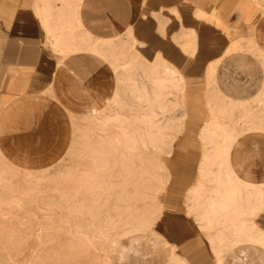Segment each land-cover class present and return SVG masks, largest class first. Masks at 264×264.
<instances>
[{
  "label": "bare ground",
  "instance_id": "obj_1",
  "mask_svg": "<svg viewBox=\"0 0 264 264\" xmlns=\"http://www.w3.org/2000/svg\"><path fill=\"white\" fill-rule=\"evenodd\" d=\"M35 1L36 12L54 50L92 52L113 73V86L105 101L98 106L75 109L73 117L70 116L73 130L81 131V139L76 145H69L67 152L81 149L90 158L83 169L84 178L72 186L73 193H68L71 199L83 187L90 195L103 190L106 202L111 197L127 202V216L120 215L121 210L115 215L109 214L103 221L101 209L94 204L88 208L90 218L76 224L77 232L84 235V242L99 249L106 264H116L113 229L134 228L138 223L152 225L164 210L159 196L166 189L169 175L165 172L163 155L171 152L183 122L178 114L170 121L163 113L167 109L176 110L182 104L185 77L165 58L154 61L143 58L136 50L132 28L121 37H94L77 16L81 0H60L57 5L52 0ZM195 13L216 22L227 34L239 29L217 13L209 14L201 9ZM176 15L181 17L179 12ZM160 23L166 27L165 21ZM181 26L177 41L187 53L194 54L195 30L188 31ZM251 30L254 32L255 28ZM238 37L233 33L224 55L243 51ZM218 64L216 60L207 66L209 117L200 130L203 153L196 180L186 197L187 213L196 218L217 255L221 256L225 247L238 241H245L248 248L264 253V228L257 221L264 212V181L243 179L230 159L231 150L242 135L264 132V77L256 94L233 96L220 86ZM255 104L260 107L253 111ZM0 154L4 155L1 149ZM8 160L14 163L13 159ZM154 167L163 169L164 177L154 173ZM4 178L2 171L0 183ZM140 178L144 183L138 186ZM145 179L152 181L149 192L144 189L148 185ZM149 196L154 203L139 208L137 200L146 201ZM107 207L108 204L105 210ZM114 207L119 208L120 204L117 202ZM257 258L252 264H264V255ZM170 264L189 262L173 249Z\"/></svg>",
  "mask_w": 264,
  "mask_h": 264
},
{
  "label": "crops",
  "instance_id": "obj_2",
  "mask_svg": "<svg viewBox=\"0 0 264 264\" xmlns=\"http://www.w3.org/2000/svg\"><path fill=\"white\" fill-rule=\"evenodd\" d=\"M167 1L81 0L77 16L94 37L116 38L133 27L134 35L139 39L138 47L147 58L154 59L157 53H161L171 63H178L183 73L186 69L189 79L195 77L196 82L200 79V72L207 75L211 61L219 60V64H224L222 61L232 53L242 55L249 52L224 55L225 48L232 41L223 30L219 33L224 34L226 41L221 35L214 40L200 41L198 29L207 19L198 18L195 10L220 15L217 10L207 11L203 0H193L196 5L192 6V15L186 13L189 5L179 10L176 4L171 6ZM35 2L0 0V147L17 164L27 166L64 155L68 148L67 135L73 133L71 110L100 105L113 86L112 71L92 52L63 53L52 48ZM52 3L57 5L60 0H52ZM170 7L174 17L169 14ZM263 16L264 12L255 0H234L226 11L227 21L242 27L245 35L252 33L250 25L255 26L254 32L264 47V35L259 31ZM164 20L168 21L165 28L160 23ZM182 24L188 31L195 30L197 47L194 54L187 53L177 41ZM175 63L173 65L182 73ZM226 70L224 67L223 76L227 75ZM217 72L222 86L218 68ZM223 81L222 87L228 93H231V86L246 90L244 83ZM188 151L184 167L173 170L178 175L169 179L161 194L163 213L155 226L143 230L142 236L137 235L144 239L145 246L138 238H133L126 254L116 252V264H123L131 257L137 259H131L130 264L137 261L170 264L173 249L189 264H252L258 261L257 256L250 253L262 250L248 248L245 241L232 243L223 249L221 256L217 255L196 218L187 213L186 197L198 174L203 141L202 152L196 148L185 149V153ZM230 159L240 177L263 182L264 132L242 135L232 148ZM257 221L264 228V212ZM154 237L161 240L159 248V241ZM140 256L143 258H138Z\"/></svg>",
  "mask_w": 264,
  "mask_h": 264
},
{
  "label": "rangeland",
  "instance_id": "obj_3",
  "mask_svg": "<svg viewBox=\"0 0 264 264\" xmlns=\"http://www.w3.org/2000/svg\"><path fill=\"white\" fill-rule=\"evenodd\" d=\"M233 1L203 0L206 10H217L224 21H227L226 11ZM259 1L261 9L264 10V0ZM167 3L171 6L176 4L179 10L183 9L184 5H189L186 13L191 15L192 6L196 5L193 0H169ZM170 8V11L168 9L165 11H169V14L174 17V11L172 7ZM198 18L207 19V21L203 20V24L198 29L200 41L210 38L214 40L219 35L223 36L225 41L227 40L224 34L219 33L222 28L216 22L210 21L206 17ZM164 21L167 25L168 21ZM254 27L250 25L249 29ZM131 28L136 50L143 58L151 61L165 58L161 53H157L153 60L150 56H148V59L138 47L139 39L134 35L133 27ZM238 28L233 33L239 36L242 50L249 52L242 55L232 53L222 61L224 64H218L217 68L220 72L222 86L225 84L223 81L225 79L227 82L236 80L234 82L238 84H245V91H241V87L231 86V95L249 97L257 93L264 77V49H262L264 47L259 42L256 32L254 33L252 30L250 35H245L242 27ZM259 31L264 35V16L259 23ZM124 33L119 36H125ZM233 33H228L227 37L231 38ZM228 41L230 42V39ZM179 46L184 53L182 46L180 44ZM167 61L171 62L168 59ZM175 64L182 71V67L178 63ZM261 64L263 67L260 66ZM224 67L227 68V75L225 76L222 73ZM184 70L185 73L183 71L182 73L186 85L183 91V102L178 109H167L163 113L164 117L170 121L178 114L179 120L183 122V128L181 132H178V136L174 139L172 145L174 151L171 150L172 154L169 152L163 155L165 172L169 175V179H175L178 175L177 171H173L174 169L184 167L185 158L188 157L187 153H189V151L185 153V149L196 148L201 149L202 152V140L199 136V130L209 117L206 103L208 90L206 72L205 74L200 72V79L196 82L195 77H192L193 80L189 79L187 70ZM258 107L260 106L255 104L251 110H257ZM74 111L75 109L71 110V117H73ZM76 119L78 122L82 120L80 117H76ZM79 139H81V131L73 130V133L67 135V145L72 144L74 146ZM67 150H65L64 155L56 158H48L45 161H39L40 163L32 162L34 165L31 166L33 167L17 164L15 161L11 163L5 153L3 156L0 154V173L3 171L5 177L3 183H0V264H106L99 249L84 242V235L77 232L76 224L90 218L88 208L94 206V204L101 209L100 216L103 221H106L109 214L115 215L116 212L121 210L123 212L120 215L127 216L125 211L127 202L116 197H111L109 198L110 201L106 202L107 195L103 190L100 189V194L90 195L83 187L78 196L71 199L68 193H73L72 186H76V184H79V179L84 178L83 169L89 164L90 158L81 149H77L75 153H68ZM1 151L3 152L2 149ZM153 172L164 177L163 169L154 167ZM145 182H148V185L144 189L149 192L152 181L145 179ZM143 183L144 181L140 178L138 186ZM115 185L118 184L115 183ZM128 192H132V189ZM161 194L159 196L160 202H162ZM153 200V197L149 196L146 201L137 200V204L139 208H142L145 204H152ZM117 202L120 204L119 208L114 207ZM107 204L109 208L107 207L105 210ZM157 220L152 225L138 223L134 228L117 227L113 229L116 238L114 252L118 251L119 254H126L133 238H138L143 243L144 239L140 237L143 235V230L155 226ZM153 239L159 241L157 242L159 248L161 240L155 237ZM150 242L151 239L148 244ZM251 254L257 257L264 255L262 251ZM131 259L137 258L131 257ZM130 260H126L123 264H130L128 263ZM131 264H142V261L132 262Z\"/></svg>",
  "mask_w": 264,
  "mask_h": 264
}]
</instances>
